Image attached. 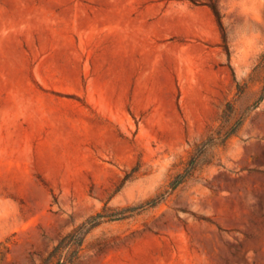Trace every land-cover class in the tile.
<instances>
[{
  "label": "rangeland",
  "instance_id": "obj_1",
  "mask_svg": "<svg viewBox=\"0 0 264 264\" xmlns=\"http://www.w3.org/2000/svg\"><path fill=\"white\" fill-rule=\"evenodd\" d=\"M201 1L0 0V264H264V0Z\"/></svg>",
  "mask_w": 264,
  "mask_h": 264
},
{
  "label": "trees",
  "instance_id": "obj_2",
  "mask_svg": "<svg viewBox=\"0 0 264 264\" xmlns=\"http://www.w3.org/2000/svg\"><path fill=\"white\" fill-rule=\"evenodd\" d=\"M202 4L207 5L213 11L219 28L222 32V36L224 39L225 47L227 49L228 54L230 55V50L227 44V32L226 27L223 20V14L221 8L219 6L218 0H202ZM186 179V176L180 175L177 180L172 184V188L175 190L179 185H181ZM153 205L156 203L154 200L151 201ZM104 217L103 212H99L96 215L92 216L89 220L82 223L79 227H76L71 232L64 235L56 246L53 248L50 253L51 258H58L60 261L58 264H67L65 255L68 253V249L72 248L74 245H77L80 248L84 242L85 237L88 233H90L93 229L98 227L101 224V219ZM124 216H119L117 218H112L113 220L121 219ZM78 251L75 250V255Z\"/></svg>",
  "mask_w": 264,
  "mask_h": 264
}]
</instances>
